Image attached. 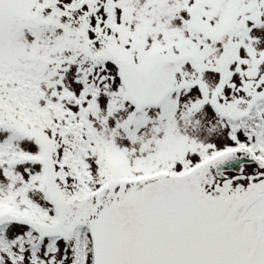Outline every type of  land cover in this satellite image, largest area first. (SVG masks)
<instances>
[{
	"label": "snow or ice",
	"instance_id": "1",
	"mask_svg": "<svg viewBox=\"0 0 264 264\" xmlns=\"http://www.w3.org/2000/svg\"><path fill=\"white\" fill-rule=\"evenodd\" d=\"M0 264H264V0H0Z\"/></svg>",
	"mask_w": 264,
	"mask_h": 264
}]
</instances>
